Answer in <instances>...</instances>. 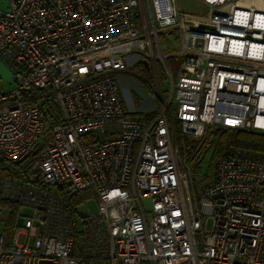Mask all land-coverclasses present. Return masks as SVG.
<instances>
[{"label":"built area","instance_id":"2783aa9c","mask_svg":"<svg viewBox=\"0 0 264 264\" xmlns=\"http://www.w3.org/2000/svg\"><path fill=\"white\" fill-rule=\"evenodd\" d=\"M196 1L205 13L177 0H7L0 162L40 153L23 180L2 181L1 198L34 215L17 213L9 243L0 231V264H264V153L226 146L199 194L192 177L213 132L264 136V0ZM142 56L169 77L153 118L131 116L113 77ZM89 193L95 214L78 211Z\"/></svg>","mask_w":264,"mask_h":264},{"label":"rangeland","instance_id":"374dc122","mask_svg":"<svg viewBox=\"0 0 264 264\" xmlns=\"http://www.w3.org/2000/svg\"><path fill=\"white\" fill-rule=\"evenodd\" d=\"M178 8L181 12L192 15H200L206 12L204 6L196 0H177ZM159 43L161 51L168 56L167 67L176 78L180 66L181 59L178 56L179 37L177 33L170 31H163L159 34ZM139 62L131 63L127 66V71L114 74V79L119 87L120 95L123 99L124 105L133 117L137 118H153L160 112V102H166L169 96V77L164 66L160 62L149 59L147 56H142ZM144 62H147L148 69ZM14 83L12 75L8 69L0 65V86L4 91H8L13 87ZM159 93L160 99L155 94ZM222 131L213 132L208 141L204 142V148L201 150L194 166L193 181L197 194L201 192L202 185H205L204 180L209 175V165L219 143L228 142V136H222ZM189 156L195 150L197 143L192 144L194 147L185 141ZM226 146H232L226 144ZM235 147V146H232ZM219 159V157H218ZM217 159V160H218ZM217 160L214 162L213 169ZM207 184V183H206ZM89 197V198H88ZM87 210L91 214L97 212V201L92 194H87V199L78 207V211ZM21 216L31 217L34 212L30 209H19ZM9 219L8 209L0 206V230L3 229L7 220ZM23 218L17 220V227H22ZM202 225L204 230L211 229L212 220L209 217H202ZM18 244L25 242V237L19 235L17 239Z\"/></svg>","mask_w":264,"mask_h":264},{"label":"trees","instance_id":"16d2710c","mask_svg":"<svg viewBox=\"0 0 264 264\" xmlns=\"http://www.w3.org/2000/svg\"><path fill=\"white\" fill-rule=\"evenodd\" d=\"M50 108L54 112L53 107H50ZM57 116L59 118V113L57 114ZM48 118L52 120L50 116H48ZM50 122H51L50 123L51 125L54 124L52 121ZM221 135L228 136L229 140H227L228 142H224V143L221 142L217 146L216 154L213 155L210 165H209V175L205 178L203 182L205 183V185H202V186H206L213 181L214 172H215V170L213 169L214 162L218 159V157L221 156L224 150V146L227 143L235 147L252 149V150L264 153V136L262 135H247V134L229 131V130L222 131ZM39 153L40 151L27 157L25 160L21 162H17V163L8 162V161L0 162V206L8 209V212H9V219L7 220V223L5 224L3 229L0 230L2 231L4 235L6 243H9L12 237L14 225H15V219L19 211V207L15 203L5 201L1 198L2 181L6 178H9L12 180H19V181L23 180L24 173L27 170L29 164L31 163L32 158L37 157ZM84 196H85L84 193L78 194L75 196L76 198L74 200L77 202L81 200Z\"/></svg>","mask_w":264,"mask_h":264},{"label":"crops","instance_id":"0c3cea01","mask_svg":"<svg viewBox=\"0 0 264 264\" xmlns=\"http://www.w3.org/2000/svg\"><path fill=\"white\" fill-rule=\"evenodd\" d=\"M7 9V0H0V10ZM122 98V97H121ZM123 100V99H122ZM124 103V102H123ZM125 106V105H124ZM126 108V107H125Z\"/></svg>","mask_w":264,"mask_h":264},{"label":"water","instance_id":"95a60500","mask_svg":"<svg viewBox=\"0 0 264 264\" xmlns=\"http://www.w3.org/2000/svg\"><path fill=\"white\" fill-rule=\"evenodd\" d=\"M144 65H145V67L148 69V65H147V62H144Z\"/></svg>","mask_w":264,"mask_h":264}]
</instances>
